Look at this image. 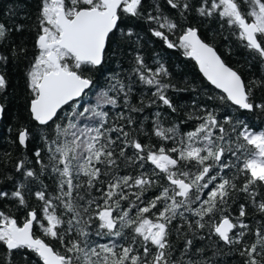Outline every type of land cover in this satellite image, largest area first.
I'll return each instance as SVG.
<instances>
[{
    "label": "snow or ice",
    "instance_id": "6c2138e0",
    "mask_svg": "<svg viewBox=\"0 0 264 264\" xmlns=\"http://www.w3.org/2000/svg\"><path fill=\"white\" fill-rule=\"evenodd\" d=\"M164 3L174 15L159 0H39L34 51L29 58L26 47L14 44L11 56L28 59L31 116L50 134L34 151L38 170L25 160L16 164L26 180L39 181L38 188L24 182L0 188V202L24 212L20 222L0 207V264H221L213 259L224 254L221 242L242 264H264V129L193 101V111L170 127L157 111L149 133L133 114L154 105L176 113L167 94L175 85L165 82L170 73L164 64L153 69L145 62L139 25L131 23L155 25L149 28L153 36L194 58L225 94L218 97L225 106L264 113L255 96L264 92V78L246 80L201 39L197 27L182 23L193 13L218 17L264 63V0ZM24 30V24L15 26ZM11 31L0 22V45ZM177 31L178 39H169ZM120 38L128 42L125 54L136 44L134 66L109 74L98 87L88 73L106 63L113 44V54L120 53ZM9 58L0 52V91L9 86ZM136 85L147 86L154 99L134 105ZM93 89L95 100L85 101ZM212 101L209 96L207 103ZM4 111L0 103V116ZM189 121L194 126L181 131ZM141 135L160 142L144 143ZM30 139L27 127L18 131L20 145L27 147ZM28 196L39 206L32 207ZM253 213L260 215L255 227ZM204 240L212 244L201 246Z\"/></svg>",
    "mask_w": 264,
    "mask_h": 264
},
{
    "label": "trees",
    "instance_id": "16d2710c",
    "mask_svg": "<svg viewBox=\"0 0 264 264\" xmlns=\"http://www.w3.org/2000/svg\"><path fill=\"white\" fill-rule=\"evenodd\" d=\"M159 3L166 14L174 15V10H170L164 0H159ZM38 5L39 0H0V22L5 23L12 29L8 39L0 45V52L10 57L6 65L9 86L6 90L0 91V103L5 105L0 125V188L5 190H11L14 183L21 182L26 183L30 189L35 190L38 188L39 181L26 180L20 172L16 171V164L20 160H25L27 161V167L38 170L40 165L36 163L34 151L36 148H43L44 141L42 136L50 134L47 128L38 125L31 116V95L26 81L28 59L23 57L13 58L11 56V49L15 44L26 47L28 56L29 58L31 57L34 51L33 43L37 28ZM131 23L139 25L135 28V31L139 32L141 37L139 51L144 56L145 62L153 69L158 66L157 62L164 64L170 73V77L166 78L165 82L175 85V88L169 89L167 94L177 106L176 113H172L166 106L160 105L156 107L154 105L151 108L145 107L144 111L139 114H133L149 133L151 132V122L155 118L154 114L157 111L161 113V121L164 127H170L173 123H180L189 112L193 111V101L197 105L206 104L209 108H215L221 115L228 111L234 118L244 120L257 130L264 129V113L259 110L248 112L239 109L237 106H231L230 108L225 106V102L218 99L219 96L224 94L206 81L194 60L184 55L182 49H170L160 38L152 35L149 28L155 27V25H149L143 20H133ZM182 23L185 26L197 27L201 38L215 47L225 63L238 71L246 80L264 78V63H261L258 58H254V54L250 53L241 40L238 39L235 29L229 28L218 17L205 18L193 13ZM18 24H24L25 30L22 32L15 31V26ZM121 28L125 31L127 30L126 25H121ZM178 36L179 31L175 35H170L169 39L175 41ZM117 37H120L119 33ZM119 42L121 45L120 53L118 55L113 54L116 49V45L113 44V52L107 53L106 63L101 68L88 73L97 82L98 87L104 85L109 74L129 73L134 66L133 49L137 47L136 44L132 43L125 54L123 46L128 42L122 38H120ZM141 88H143L142 92ZM95 91L96 89H93V92H90L84 100L94 101L93 93ZM209 96L213 97L211 103H207ZM255 96L258 103L264 102V92L257 91ZM141 98H143L145 105L151 99H154L147 86L136 85L132 103L139 107ZM197 114H199L198 111ZM193 126L194 122L189 121L187 128L181 125V131H187ZM24 127H27L31 133V139L27 147L20 145L17 141V133ZM139 138L144 143L160 142L159 138L154 136L144 137L141 135ZM163 143L171 144V141ZM42 155H44L43 152ZM148 167L146 165V168ZM125 171L127 169L122 170V174ZM40 179L45 184L51 183L46 176H42ZM27 198L32 207L39 206V202L34 197L28 196ZM237 201L242 202L239 198H237ZM0 207L10 211L18 218V221H23L24 212L22 209H18L15 204L9 201H2L0 202ZM231 211L233 215L237 214L235 204L231 206ZM258 219H260L258 213H253L249 217L253 227L256 226ZM34 232L38 236L42 235L38 228L34 229ZM212 239L214 240L215 237ZM210 244H212V240H204L201 246ZM219 247L223 249L224 254L214 257V260L221 262V264H242L241 259L238 256H233L229 252L228 247L224 246L222 242ZM212 251L213 249L209 248L207 255L211 257ZM2 254V249H0V255Z\"/></svg>",
    "mask_w": 264,
    "mask_h": 264
},
{
    "label": "water",
    "instance_id": "95a60500",
    "mask_svg": "<svg viewBox=\"0 0 264 264\" xmlns=\"http://www.w3.org/2000/svg\"><path fill=\"white\" fill-rule=\"evenodd\" d=\"M202 39V38H201ZM207 43V42H206ZM212 46V45H211ZM215 48V47H214ZM216 49V48H215ZM217 51V50H216ZM217 53H218V51H217ZM219 54V53H218ZM220 55V54H219ZM192 60H194V62L196 63V65H197V67H198V69H199V71H200V73L202 74V76L206 79V81L211 85V86H213L215 89H217L214 85H212L211 84V82L210 81H208L207 80V78L203 75V72L200 70V67H199V64H198V62L194 59V58H192V57H190ZM222 58V57H221ZM223 59V58H222ZM225 62V61H224ZM227 64V63H226ZM228 65V64H227ZM229 66V65H228ZM230 67V66H229ZM232 68V67H231ZM235 70V69H234ZM218 91H220L221 93H223L222 92V90H220V89H217ZM224 94V93H223ZM225 95V94H224ZM238 107V106H237ZM245 111H247V110H245ZM2 119H3V116H0V125H1V121H2ZM38 123V122H37Z\"/></svg>",
    "mask_w": 264,
    "mask_h": 264
}]
</instances>
